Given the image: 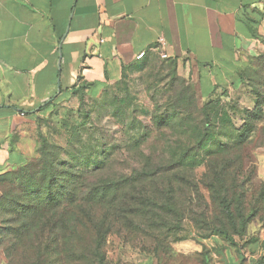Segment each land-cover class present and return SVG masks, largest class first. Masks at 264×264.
Segmentation results:
<instances>
[{
	"label": "rangeland",
	"instance_id": "obj_1",
	"mask_svg": "<svg viewBox=\"0 0 264 264\" xmlns=\"http://www.w3.org/2000/svg\"><path fill=\"white\" fill-rule=\"evenodd\" d=\"M30 135L0 172V264H193L177 248L214 236L264 264V51L220 95L156 63L51 105ZM71 183L108 191L58 231L64 210L43 205Z\"/></svg>",
	"mask_w": 264,
	"mask_h": 264
},
{
	"label": "crops",
	"instance_id": "obj_2",
	"mask_svg": "<svg viewBox=\"0 0 264 264\" xmlns=\"http://www.w3.org/2000/svg\"><path fill=\"white\" fill-rule=\"evenodd\" d=\"M262 37L264 0H0V172L27 160L42 106L169 61L205 100L241 84ZM185 243L193 264L249 259L219 237Z\"/></svg>",
	"mask_w": 264,
	"mask_h": 264
},
{
	"label": "trees",
	"instance_id": "obj_3",
	"mask_svg": "<svg viewBox=\"0 0 264 264\" xmlns=\"http://www.w3.org/2000/svg\"><path fill=\"white\" fill-rule=\"evenodd\" d=\"M169 59H170V57L165 58L164 60L167 61ZM166 63H172L176 67V63L174 61H169ZM244 74H245V72H244ZM244 74H243V77H244ZM243 77H242V80H243ZM225 90H227V89H225ZM81 91H84V90L83 89L80 90L79 93ZM218 95H220V94H218ZM54 104H56V103H50V104L48 103V104L42 106L41 110L45 111L48 107H50L51 105H54ZM52 183H50V184H52ZM64 190H65V193H64V195H61L62 197H57V199H54L53 189H51L50 194H47V199L43 205L44 208L45 207L52 208V210H54L55 212L58 209L64 210L63 212L59 213L60 216L58 217V222L55 223V225H54V228L58 231H61L63 229H67L69 227L70 223H68V221L65 219V216L68 215L70 211L79 210V208L83 209L86 204H92L91 199L89 198V195H91V192L98 191V190H99V192H107L108 187L107 186H101L99 188H95V186L88 185V187L79 188L76 183H71L69 186L68 185L64 186ZM83 191H85L87 193L85 195L81 196L80 193L82 194ZM117 206L118 205H116V207ZM81 222H83V221H81Z\"/></svg>",
	"mask_w": 264,
	"mask_h": 264
},
{
	"label": "built area",
	"instance_id": "obj_4",
	"mask_svg": "<svg viewBox=\"0 0 264 264\" xmlns=\"http://www.w3.org/2000/svg\"><path fill=\"white\" fill-rule=\"evenodd\" d=\"M157 49H159L160 53H161V57L163 59L168 58L169 57V53L167 52V42L166 39L164 37H161L158 41V46ZM146 52H141L138 57L142 58L145 55Z\"/></svg>",
	"mask_w": 264,
	"mask_h": 264
}]
</instances>
